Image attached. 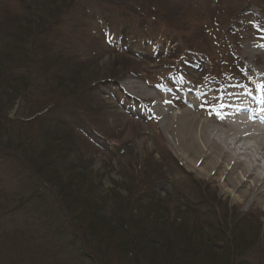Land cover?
Instances as JSON below:
<instances>
[{"label":"rangeland","instance_id":"374dc122","mask_svg":"<svg viewBox=\"0 0 264 264\" xmlns=\"http://www.w3.org/2000/svg\"><path fill=\"white\" fill-rule=\"evenodd\" d=\"M263 72L264 0H0V264H174L186 238L264 264V208L199 180L163 118Z\"/></svg>","mask_w":264,"mask_h":264},{"label":"bare ground","instance_id":"6f19581e","mask_svg":"<svg viewBox=\"0 0 264 264\" xmlns=\"http://www.w3.org/2000/svg\"><path fill=\"white\" fill-rule=\"evenodd\" d=\"M184 96L188 110L174 114L168 109L163 115L172 132V152L196 171L199 180L216 185L234 203L259 212L264 208V94L257 89L251 94L234 88L229 95L201 103L188 92ZM241 106L252 114L236 112ZM192 178L200 183L194 175ZM204 195L207 197V192ZM185 206L197 211L191 201Z\"/></svg>","mask_w":264,"mask_h":264},{"label":"trees","instance_id":"16d2710c","mask_svg":"<svg viewBox=\"0 0 264 264\" xmlns=\"http://www.w3.org/2000/svg\"><path fill=\"white\" fill-rule=\"evenodd\" d=\"M119 5H121V4H119ZM27 61H28V59H27ZM18 85H21V84H18ZM16 87V86H15ZM14 86H11V87H9L8 89H7V91H8V93H10L9 92V90L11 89V91H13V89L15 88ZM14 98L15 97H13V100H14ZM1 100V99H0ZM47 110H48V108H47ZM42 113H44V112H42ZM79 114H82V113H79ZM45 116H47V115H45ZM80 118H82V117H80ZM83 120H85L84 118H82ZM0 146H1V144H0ZM131 170V171H130ZM130 171V172H129ZM125 172H127L128 174H130V175H132V178H133V182H134V185H133V192H134V195H136V194H138L139 193V191L140 190H144V189H146V187H148V185H149V180H150V178H149V176H150V174H149V171L147 172V174H144V171H143V166L141 167V166H139V165H136V166H134V165H132V166H129L128 167V169L126 170L125 169ZM129 187V186H128ZM129 189V191H131V187H129L128 188ZM137 192V193H136ZM136 193V194H135ZM122 208L123 207H125V205L124 206H121ZM127 208H128V204H127V206H126ZM86 212L88 211V210H85ZM85 211H83V212H85ZM89 220V226H90V224H91V220L90 219H88ZM93 221L95 222V220L93 219ZM117 222H119L121 225H123V226H125V224H124V222H123V220H122V218H117L116 220H115V223H117ZM128 222V221H127ZM96 223V222H95ZM110 224H111V222H109ZM115 223L113 224V226H115ZM135 223L136 222H129L128 224H127V226L129 225V224H133L136 228H138V230H142L141 228H139L140 227V223H138L139 224V226L137 227L136 225H135ZM90 229H91V227H90ZM92 229L93 230H97V228L95 227V225H93L92 226ZM173 232H171V233H169V232H166L165 234H172ZM175 233H177L178 235L177 236H179V235H182V233H180V232H178V230H176V232ZM116 234H117V236H113L114 238L115 237H119V233H117L116 232ZM125 232H122L121 234H120V238H121V240H123V242L121 243V244H123V247H126V250H124L123 252H127L129 249V247H130V245H128V244H130L131 242H127L126 241V239H123L125 236ZM209 237V236H208ZM214 236L212 235L211 236V245H212V242H213V240L215 239V238H213ZM75 239V238H74ZM116 239V238H115ZM165 239H167V238H164V239H162V241H164ZM121 240H120V242H121ZM143 242V240H140V242ZM185 243H183V244H180V245H178V246H175V248H177V250L176 251H173V249H171V251L173 252V254L175 255V258H176V260H175V262H174V264H184V261H189L190 260V263H191V260L192 261H197L198 259L200 260V262H204V260L206 261H208L209 263H212V264H218V260H216V257H218V256H220V254L216 251V250H214L213 248L212 249H209L210 248V243H209V245H207V249L206 248H204L205 246H202V245H200V246H202L201 248H202V250H201V248H200V250L201 251H196L195 249H193V245L192 244H189L190 243V241H189V239L188 238H186L185 239V241H184ZM203 243V242H202ZM205 243V242H204ZM126 245V246H125ZM128 245V246H127ZM236 245H234V247H235ZM199 247V246H198ZM85 248V247H84ZM128 249V250H127ZM160 251V250H159ZM166 251H170V249H168V250H166ZM121 252H122V250H121ZM177 252L179 253V252H181L180 253V255L177 257L176 255H177ZM165 253V252H164ZM164 253H163V255H164ZM210 254H213V256L210 258L209 257V255ZM216 256V257H215ZM126 257H128V255H125V254H123V255H120V257H119V260H118V262H117V264L118 263H120V262H122L123 260H125V258ZM79 258L81 259V260H87L88 262L89 261H91V263L93 264V262H98V264H100L99 263V260L97 259V258H94V259H92L93 258V256H88L87 255V253H85V255L83 254V253H80L79 254ZM189 259V260H188ZM108 264V263H107Z\"/></svg>","mask_w":264,"mask_h":264}]
</instances>
